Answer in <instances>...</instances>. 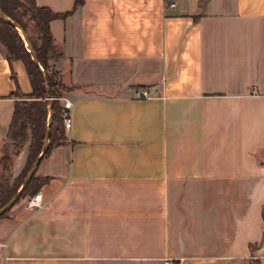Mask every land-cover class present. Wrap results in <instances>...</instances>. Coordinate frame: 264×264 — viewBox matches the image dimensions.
<instances>
[{
    "label": "crops",
    "instance_id": "crops-1",
    "mask_svg": "<svg viewBox=\"0 0 264 264\" xmlns=\"http://www.w3.org/2000/svg\"><path fill=\"white\" fill-rule=\"evenodd\" d=\"M50 31L72 124L36 168L42 207L0 219V264H264V0H82ZM16 90L25 66L0 52L10 179Z\"/></svg>",
    "mask_w": 264,
    "mask_h": 264
},
{
    "label": "trees",
    "instance_id": "trees-1",
    "mask_svg": "<svg viewBox=\"0 0 264 264\" xmlns=\"http://www.w3.org/2000/svg\"><path fill=\"white\" fill-rule=\"evenodd\" d=\"M81 4L82 0H74L73 10ZM73 10L57 14L46 7L38 6L36 0H0V12L21 29L28 41V45H26L20 32L0 18V52L9 63L21 61L24 64L32 89L27 96L21 94L19 90L12 94L16 101L9 125L8 140L16 146L29 142V146L26 164L19 176L12 180L0 176V209L15 196L33 162L42 151L48 127L50 103L52 119L49 128L48 148L41 160L52 149L60 147L66 142L62 106L59 99L63 92L70 88L61 82L59 73L50 64L52 61L59 60L63 55L54 44L50 23L56 19H66ZM29 32L31 35L28 34ZM31 53L34 54L38 65L34 63ZM43 76H45L46 82ZM48 93L52 101L48 100ZM0 162L3 171H7L11 164L10 159L3 157ZM35 174L36 169L14 205L27 196L35 195L49 181L48 178L37 177ZM10 209L1 215L0 219L4 218ZM248 264H260V262L252 260Z\"/></svg>",
    "mask_w": 264,
    "mask_h": 264
},
{
    "label": "water",
    "instance_id": "water-1",
    "mask_svg": "<svg viewBox=\"0 0 264 264\" xmlns=\"http://www.w3.org/2000/svg\"><path fill=\"white\" fill-rule=\"evenodd\" d=\"M0 18L2 20H5L7 23L11 24L13 27H15L21 34V37L22 39L24 40L25 44L28 45V41L26 39V36L25 34L21 31V29L16 25L14 24L13 22H11L10 20L6 19L5 16L0 12ZM31 56H32V59L34 61V63L36 65L37 62H36V59H35V56L33 53H31ZM40 69V68H39ZM40 71L42 72V70L40 69ZM43 79L44 81L46 82V78L45 76H43ZM48 100L49 101H52V98L50 97L49 93H48ZM52 105L50 103V106H49V114H48V127H47V130H46V134H45V141H44V145H43V148H42V151L41 153L39 154V156L36 158V160L33 162L23 184L21 185L20 189L17 191V193L15 194V196L8 202V204H6L2 209H0V216L3 215L6 211H8L14 204L15 202L18 200L19 196H20V193L21 191L26 187V185L28 184L29 180L31 179L36 167L38 166L42 156L44 155V153L46 152L47 148H48V138H49V128H50V125H51V119H52Z\"/></svg>",
    "mask_w": 264,
    "mask_h": 264
},
{
    "label": "built area",
    "instance_id": "built-area-1",
    "mask_svg": "<svg viewBox=\"0 0 264 264\" xmlns=\"http://www.w3.org/2000/svg\"><path fill=\"white\" fill-rule=\"evenodd\" d=\"M170 6L173 7L174 5L171 4ZM137 96L139 98H143V99L150 98V95L144 90H140L139 92H137ZM61 100L63 102L61 105L62 106L63 129H64V131H68L71 128V124H72L71 110H72L73 104L65 98H61ZM26 205L30 210L40 209L43 205L41 193L37 192L32 198L28 199L26 202ZM261 247L264 250V245ZM252 259L258 260L257 257H252ZM166 264H167V262H166Z\"/></svg>",
    "mask_w": 264,
    "mask_h": 264
},
{
    "label": "rangeland",
    "instance_id": "rangeland-1",
    "mask_svg": "<svg viewBox=\"0 0 264 264\" xmlns=\"http://www.w3.org/2000/svg\"><path fill=\"white\" fill-rule=\"evenodd\" d=\"M28 34L31 35L30 32H29ZM50 64H51V63H50ZM61 98H62V97H61ZM61 98L59 99V102H60V104L62 105L63 102H62ZM8 141H9V140H8ZM8 144H11V141H9ZM15 146H16V145H15ZM1 165H2V163H1ZM5 174H6V172H4L3 169L0 168V176L4 177ZM5 179L12 180V179H10V178H5Z\"/></svg>",
    "mask_w": 264,
    "mask_h": 264
}]
</instances>
